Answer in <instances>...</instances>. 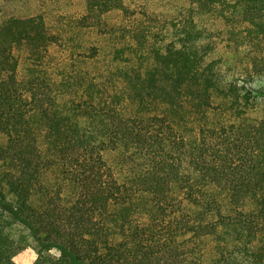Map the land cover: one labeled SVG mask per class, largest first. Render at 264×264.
I'll return each mask as SVG.
<instances>
[{
    "label": "trees",
    "instance_id": "trees-1",
    "mask_svg": "<svg viewBox=\"0 0 264 264\" xmlns=\"http://www.w3.org/2000/svg\"><path fill=\"white\" fill-rule=\"evenodd\" d=\"M80 1L0 18V264H264V0Z\"/></svg>",
    "mask_w": 264,
    "mask_h": 264
},
{
    "label": "rangeland",
    "instance_id": "rangeland-1",
    "mask_svg": "<svg viewBox=\"0 0 264 264\" xmlns=\"http://www.w3.org/2000/svg\"><path fill=\"white\" fill-rule=\"evenodd\" d=\"M81 9L80 0H0V18L15 15H32L38 11H44L52 19H60L65 15H72ZM218 56L222 58V70L226 75L231 76L236 73L238 65V55L230 50L220 47ZM51 252L58 254L56 249ZM37 257L34 243L22 249L14 256L17 264H33Z\"/></svg>",
    "mask_w": 264,
    "mask_h": 264
}]
</instances>
